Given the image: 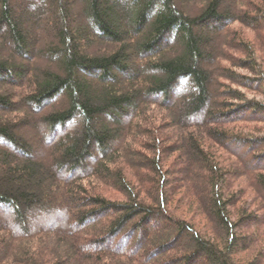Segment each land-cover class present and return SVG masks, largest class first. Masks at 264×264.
Wrapping results in <instances>:
<instances>
[{
    "label": "trees",
    "instance_id": "trees-1",
    "mask_svg": "<svg viewBox=\"0 0 264 264\" xmlns=\"http://www.w3.org/2000/svg\"><path fill=\"white\" fill-rule=\"evenodd\" d=\"M256 23L264 0H0V208L22 230L0 228V264L264 263V223L241 227L264 202L240 201L264 192V134L236 116L264 103L231 86L264 97V27L256 46L234 31ZM176 160L194 163L181 186Z\"/></svg>",
    "mask_w": 264,
    "mask_h": 264
},
{
    "label": "rangeland",
    "instance_id": "rangeland-1",
    "mask_svg": "<svg viewBox=\"0 0 264 264\" xmlns=\"http://www.w3.org/2000/svg\"><path fill=\"white\" fill-rule=\"evenodd\" d=\"M75 12H77V9L76 8H74V9L71 8V13L73 14ZM259 27H264V25H260V24L256 23V24H254V26H252V28H248L246 26L234 25V31L240 30L241 36L244 37V40H246V41H248L251 44H254L256 46V45L260 44L257 41L258 38L256 36L257 35V30H259ZM230 30L232 31L233 28L230 29ZM261 51H262V49H261ZM227 53H228V56L231 59H236V62L245 61V59H246V56L244 55V53L233 52V51H231V52L228 51ZM225 65H226V67H229V63H227V64L225 63ZM239 67L240 66H237V68H233L232 70L234 72H236L237 74L247 75L248 71L240 70ZM231 86L233 87L234 90H237V89L240 90V92L246 97L245 99H247V100H256V101H260V103H262V102L264 103V97H262L258 93L252 92V91H247V90H244L242 88H238L237 86H233V85H231ZM210 93H212V95L214 94L213 87H212V90L210 89ZM213 97H214V95H213ZM212 102H214V99H212ZM213 106L215 108L216 105L213 104ZM236 116H237V118H240L238 120L243 122L244 125H247V126H245L246 127V129L244 130L245 132H249L250 133V131H252L251 129L255 128L256 129L255 131H259L260 133L264 134V113H256V112L248 113L247 112V113L237 114ZM198 118H199V121L205 122L207 117H206V115L201 114ZM120 121L122 123L126 122L124 119H120ZM112 122H113V120H110V119H108L106 117L101 118L99 120V123L110 125V127L113 128L114 126H113ZM29 132H30V130L27 127V128L24 129L23 134H21L23 136V138L25 139V141L30 142L32 147H33L32 148L33 149V154H32V156H30L28 158L32 159L36 163H40L44 167L51 166V161H50L49 158H51V157L53 158V155L50 156V157H46V159L43 160L44 157L47 154L46 150L43 148L42 145H40L37 142V139H36L37 135H35L34 133H29ZM116 143H117L116 140L113 141L112 143H110L108 148L114 147V145ZM52 144H54V142L51 143V145ZM240 151H239L240 153H243L242 152L243 150H240ZM245 153H247V154H245L244 157L240 158L241 164L242 165L251 164V162L249 161V158H248L250 152H245ZM250 155H252V154H250ZM176 162H177V170H178V172L176 173V175H171L170 176L171 186H181V185L185 184L186 179H184V177L181 178L183 173L185 172V170L189 169L190 167H194V163H192L190 161L186 163L184 161H180L179 162V161L176 160ZM259 166H262V165L259 164ZM90 167L91 168L93 167L92 163L90 164ZM56 172H57V176H60V177L66 176V174H63L61 170H57ZM241 182L247 183L249 181H248V179L243 178ZM233 189H235V188H233ZM256 195H257V197H261L262 202H264V192H260V191L259 192H256V191L254 192V190H252L251 188L246 189V191L244 192V195H242L240 201L241 202L246 201L248 198H250V199L254 198ZM108 198H111L113 201L120 202V201H123L125 199V196H124L123 193L113 192V191L110 190ZM237 207H238V205H237ZM59 208L60 209H58L56 211L54 216L45 215L44 211H39V210L30 211L28 213L27 224H26L27 227L26 228H29L30 230H32V229H34L36 227H39L41 229L47 228L50 224L59 225L63 221V220H61V221H59V220L65 217L64 216V213H65L64 210L62 209V207H59ZM171 210H172V208H171ZM254 211H256V207H255V209L252 210V212H254ZM8 212L9 211H7L5 213L4 209L0 208V228H2L3 226H6V225H8V226L10 225V228H12V230H14L18 234H21L22 230L15 223L14 215L12 213H10V212L8 213ZM195 212H196L195 210L192 211L190 213V216L191 215L193 216V214L197 215ZM201 221H203V216L200 214L196 218L195 222H196V224H198V222L201 224ZM262 223H264V217H262L259 220L255 221V223L249 222L247 224H244L243 226H241L243 229L242 228L241 229L245 233L252 234L255 231V230H253V227L258 226V225H260ZM162 224H164V222ZM179 242L180 243H184L185 240L181 239ZM85 248H87V247H85ZM4 252H5V249L4 248H0V254H2ZM242 258L244 259L245 257L242 256ZM197 264H209V263L201 258ZM262 264H264V263H262Z\"/></svg>",
    "mask_w": 264,
    "mask_h": 264
}]
</instances>
